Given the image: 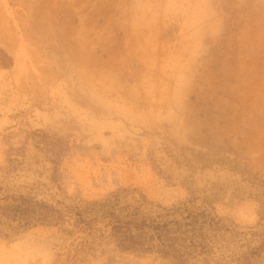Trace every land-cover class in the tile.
<instances>
[{
  "label": "rangeland",
  "instance_id": "1",
  "mask_svg": "<svg viewBox=\"0 0 264 264\" xmlns=\"http://www.w3.org/2000/svg\"><path fill=\"white\" fill-rule=\"evenodd\" d=\"M0 264H264V0H0Z\"/></svg>",
  "mask_w": 264,
  "mask_h": 264
}]
</instances>
